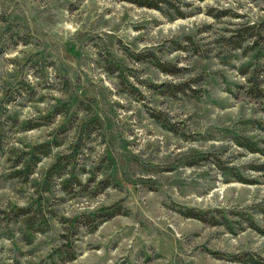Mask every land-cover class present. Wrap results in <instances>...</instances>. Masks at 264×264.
I'll list each match as a JSON object with an SVG mask.
<instances>
[{
    "label": "rangeland",
    "instance_id": "374dc122",
    "mask_svg": "<svg viewBox=\"0 0 264 264\" xmlns=\"http://www.w3.org/2000/svg\"><path fill=\"white\" fill-rule=\"evenodd\" d=\"M148 1L0 0V264H264V0Z\"/></svg>",
    "mask_w": 264,
    "mask_h": 264
},
{
    "label": "trees",
    "instance_id": "16d2710c",
    "mask_svg": "<svg viewBox=\"0 0 264 264\" xmlns=\"http://www.w3.org/2000/svg\"><path fill=\"white\" fill-rule=\"evenodd\" d=\"M130 1H132V3H135L136 5H138L140 7H145V8H148V9H159V6L157 4L158 2H150L148 0H147V2L135 1V0H130ZM255 31H256L255 34H249L251 32H255ZM263 32H264V24H260V25H257V26L256 25H246V26L240 28L239 30L234 31L233 35L230 38V40L231 41L232 40L235 41V39H237L239 42L236 43V45L234 47L235 48H239V47H241L242 41H245L243 39V37L245 38V35H246L245 33H248L247 37L251 39L252 46L253 45L256 46L258 42H255V41H256L257 38L261 37V34ZM240 37H242V39H240ZM251 49H253V48H251ZM169 69L170 70H168V68L165 69L164 70L165 73H167V74L176 73V70H171V68H169ZM249 81L252 83V82L255 81V78H251ZM32 128L33 127L28 128V129H32ZM247 149L251 153L257 151L252 145L247 146ZM50 150H51V145H49V144H43V145L37 146L35 148H32L31 152H29V154H27L28 155V159L23 162V172H20V171L14 172L12 177L13 178H19L20 176H24L25 179H28L29 175L32 173V169L36 166V164L40 161V159L42 157H46V156L49 155ZM63 172H64V168H60V160H58L49 170H47V172H46V181L50 180L51 178H61V176L63 175ZM65 182H63V186L66 185V183H68V182H66V183ZM113 209L114 208L106 210L107 214H106L105 218L102 220V222L113 218L114 216H116L119 213V212H117V210L113 211ZM23 211H25V210H23ZM186 216L188 218L196 219V220H199V221H204L202 215L199 214V213L189 212V214H187ZM26 222L28 223L27 224L28 228H32V224L33 223L31 221V219L29 218ZM97 226H98V224H95L92 227V229L93 230L96 229ZM251 227L253 229H255L254 226H251ZM73 260H74V256H70V257L66 258L67 262L73 261Z\"/></svg>",
    "mask_w": 264,
    "mask_h": 264
}]
</instances>
